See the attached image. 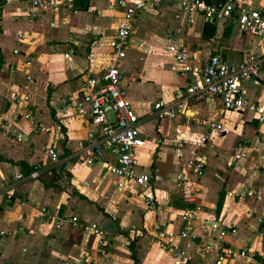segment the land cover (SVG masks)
I'll list each match as a JSON object with an SVG mask.
<instances>
[{"label":"crops","instance_id":"1","mask_svg":"<svg viewBox=\"0 0 264 264\" xmlns=\"http://www.w3.org/2000/svg\"><path fill=\"white\" fill-rule=\"evenodd\" d=\"M29 6L0 0V115L9 119L13 131L6 134L0 128V264H176L172 249L159 247L155 224L178 234L188 224L184 214L197 207L201 220L189 223L197 240L176 235L172 248L199 260L201 243L210 240L202 220L218 219L239 231L228 237L230 246L254 253L255 262L264 259V125L253 112L226 110L220 97H191L175 120L160 119L154 111L159 99L185 96L191 79L174 69L168 43L188 45L193 60L201 62L213 48L238 61L257 50L259 41L233 22L198 20L189 26L173 5L148 7L138 16L121 66L125 94L147 139L138 169L152 175L157 203L150 208L102 165L83 162L78 143L89 125L65 104L81 95L86 76L100 75L111 64L110 43L123 9L116 0H78L58 9L42 7L29 21ZM71 39L75 53L66 59ZM243 90L248 98L264 102V71L244 82ZM16 94L30 96L35 130L19 116L13 120L17 105L11 97ZM211 122L223 123L224 130H210ZM20 130L23 138L18 140L14 133ZM209 130L210 141L202 143ZM240 141H248L249 157L236 160ZM50 146L59 154L56 162L48 156ZM195 156L206 160L202 174L187 166ZM183 167L188 177L180 183L175 173ZM33 172L38 175L31 176ZM44 207L52 215L97 223L108 233L106 243L99 246L87 226L57 228L51 219L41 220ZM255 262L242 257L230 264Z\"/></svg>","mask_w":264,"mask_h":264},{"label":"built area","instance_id":"2","mask_svg":"<svg viewBox=\"0 0 264 264\" xmlns=\"http://www.w3.org/2000/svg\"><path fill=\"white\" fill-rule=\"evenodd\" d=\"M78 0H7L9 3L27 2L29 6V21H33L40 8L49 7L58 9L64 5L75 3ZM123 9L122 17L117 21L115 34L110 43L113 59L108 68L100 75H88L82 82V92L77 99L66 101V107L84 119L89 125L87 135L78 143V152L87 165H102L108 173L120 178V185L128 184L142 196L146 205L155 208L157 196L154 190L153 179L150 173L139 171V151L146 146L147 139L141 128V119L133 102L126 96L124 89V72L121 61L127 54L130 40L135 31V22L138 16L148 7L159 8L164 5H173L186 16V23L192 26L202 20L203 22H233L243 34L253 36L259 41L258 49L247 53L242 59L235 61L224 57L217 50L212 49L207 60L195 62L188 45L172 41L167 44V51L174 58V69L182 76L191 78L187 87V94L179 96L172 101L159 99L154 103L155 114L160 119H177L187 108L188 100L193 96L220 97L226 110L239 112H253L260 125H264V102L248 98L243 90V83L257 78L264 71V0H224L208 2L206 0H116ZM23 34H19L22 38ZM213 40V39H212ZM70 48L65 53L70 59L75 53V40L71 39ZM19 52V49H15ZM28 65L31 61L27 62ZM28 79L30 76L28 75ZM11 101L17 105V114L13 120L18 121V116L28 122L29 130L37 128L30 96L13 95ZM0 128L6 134H13L10 121L5 115H0ZM210 130H224L221 122L209 123ZM207 131L201 138L202 143L211 139V131ZM18 140L23 138V131L14 133ZM248 141L237 143L235 159L242 160L249 157L246 149ZM47 153L51 161L56 162L59 154L53 146L48 147ZM187 166L202 174L206 160L195 156L187 161ZM38 172H33L35 177ZM188 171L183 167L175 173L176 181L184 182ZM17 179L23 178L17 175ZM9 199L12 194L7 195ZM26 205V201H21ZM201 207L186 212L185 220L188 222L178 234L168 231L161 224L156 223V239L162 249H172V256L176 264H230L231 260L242 257L255 262L254 253L246 249L234 248L229 245L228 237H237L239 231L236 227L228 226L221 220H202V225L207 232L194 258L186 250L172 248L174 237H185L195 242L198 235L189 226L192 221L201 220ZM40 219H51L57 228L65 224L79 225L80 228L88 227L97 237L99 246L106 243L108 233L97 223L85 224L78 216L52 215L47 208H42ZM262 218L259 221L262 222ZM20 231H24L21 226ZM264 264V259L255 262Z\"/></svg>","mask_w":264,"mask_h":264},{"label":"trees","instance_id":"3","mask_svg":"<svg viewBox=\"0 0 264 264\" xmlns=\"http://www.w3.org/2000/svg\"><path fill=\"white\" fill-rule=\"evenodd\" d=\"M208 2H220V1H224V0H206ZM212 23H215V22H212ZM211 34H213V32H211ZM131 251H132V257L135 261V263H137L138 259H137V256H136V252H135V245L133 244V242L131 243Z\"/></svg>","mask_w":264,"mask_h":264},{"label":"rangeland","instance_id":"4","mask_svg":"<svg viewBox=\"0 0 264 264\" xmlns=\"http://www.w3.org/2000/svg\"><path fill=\"white\" fill-rule=\"evenodd\" d=\"M138 32V31H137Z\"/></svg>","mask_w":264,"mask_h":264},{"label":"water","instance_id":"5","mask_svg":"<svg viewBox=\"0 0 264 264\" xmlns=\"http://www.w3.org/2000/svg\"><path fill=\"white\" fill-rule=\"evenodd\" d=\"M209 99V98H208Z\"/></svg>","mask_w":264,"mask_h":264}]
</instances>
